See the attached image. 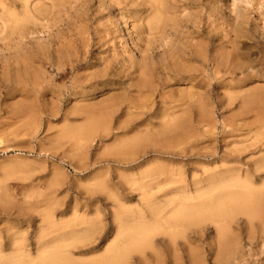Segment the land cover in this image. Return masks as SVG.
Instances as JSON below:
<instances>
[{"label": "rangeland", "instance_id": "obj_1", "mask_svg": "<svg viewBox=\"0 0 264 264\" xmlns=\"http://www.w3.org/2000/svg\"><path fill=\"white\" fill-rule=\"evenodd\" d=\"M141 3L142 0H0V256L4 259L20 249L24 256L35 260L45 246L61 244L57 246L63 248L61 253L68 257L70 264H77L81 258L84 262L89 260L82 261L84 264H92L93 259L94 262L99 258V263L94 264H101L106 250L110 252L113 246L124 241L130 243L135 234L119 230L120 222L124 223L123 212L129 208L136 212L140 208L139 211L148 215L141 184L134 183L132 177L137 178L148 167L154 169L163 164L162 167L167 166V173L161 177L163 180L171 171L181 172V176L176 177L177 184L151 188L150 199L159 203L183 191L201 197V192L195 191L201 189L208 175L219 167L214 163L215 139L223 130V121L232 120L235 128L243 129L236 133L244 136L238 138L241 141L238 147L251 143L244 142L248 127L256 126L250 137L264 134V0H165L160 24L163 35L155 42L156 46L163 47L157 49V53L173 46L174 54L181 56L177 60L178 67L186 63L185 69L192 66L206 76L212 74L214 61L218 60L222 73L217 80L211 76L212 80L207 79L199 86L184 74V78L172 80V85L152 95L151 104L147 94L135 99L137 105L153 106L158 112L140 119L136 131L127 129L131 109L124 103L111 113L106 128H96L98 132L93 130L89 140L86 136L88 141L73 139L74 130L82 135L77 130L82 128L83 131V122L86 123V116L75 110L99 108L111 95L120 94V90L113 86L106 96L98 93L84 101L81 94L68 97L65 88L76 75L99 72L95 66L102 68L103 60L111 58L115 51L126 58L140 57L135 46L141 44L142 50L145 48L147 23L149 25L153 13L146 6V17L137 27L144 35L137 38L136 23L134 27L129 23L141 11ZM120 10L125 11L123 18H120ZM9 12L25 21L18 25L20 30L15 35L7 30L12 24L7 16ZM239 24L247 37L235 38L234 35L241 32L234 31ZM131 28L134 29L131 31ZM234 40L238 43H233ZM85 45L88 46L87 55ZM77 52L93 71L87 68L67 73L66 67L60 71L56 69ZM162 57H156L159 64ZM228 57L235 62L233 74L224 73ZM23 59L33 60L34 69L25 71ZM17 62L21 67L19 71L15 68ZM240 63L246 66L244 73L235 68ZM131 81L123 80L130 89L128 99L138 95L130 87L134 85ZM254 87L258 95L247 97L248 104L228 102L231 96L246 95ZM87 91L91 93V89ZM190 97L193 98L190 100ZM182 102L187 104L182 105ZM167 109L175 111L174 116L177 113L178 117L186 115L187 122L182 129L164 136L161 116ZM74 124L79 126L74 128ZM103 129L108 130L101 132ZM148 129L152 140L122 150L118 147L124 139L129 141L134 135L144 136ZM84 131L87 134V130ZM179 146L183 147L182 151ZM173 147L178 149L171 150ZM262 149L248 156L246 162L264 157V146ZM51 203V208L47 209ZM46 212H50V215L47 213L49 221L52 220L50 224ZM194 218L196 220L187 217L178 224L172 221V227L167 229L164 224L167 234L165 229L163 233L157 231L151 239L152 246L147 244V249L144 245L143 251L133 246L125 264H264L262 222L255 221L251 226L241 217L244 222L240 226L234 224L231 229L238 253L223 260L213 221L204 216ZM66 220L69 221L62 224ZM127 221H131L128 216ZM76 240L84 243L74 242ZM66 241L75 243H71L73 248L65 247Z\"/></svg>", "mask_w": 264, "mask_h": 264}, {"label": "bare ground", "instance_id": "obj_2", "mask_svg": "<svg viewBox=\"0 0 264 264\" xmlns=\"http://www.w3.org/2000/svg\"><path fill=\"white\" fill-rule=\"evenodd\" d=\"M164 4H165V0H142V3L140 5L141 11L139 13L135 14L134 17L130 20V23H129L130 27H134V22L136 23L135 24V33H137V38H139V35H144V32L141 31L142 29L137 30L138 29L137 27L143 23V21L146 17V11H148L150 9L153 12L151 17H150L149 25L147 23L148 30H146V32H145V33H147L146 34L145 48L142 50L141 44L135 46V48L137 49L136 52L138 54H140L139 58H136L134 56H130L129 58H126L122 55L120 56L119 54L115 53L116 52L115 51L111 58L107 57L105 60H103V64H102L103 67L102 68H100L99 65L95 66L97 69H100L99 72L92 73L90 71L91 73L86 74L88 71L87 72L84 71L85 75H83V76L76 75L74 77L73 81L71 82V85L69 87L65 88L66 89L65 92H66L68 97H72L74 95L81 94V95H83L82 97H83L84 101H87L88 97H93L95 95H98V93L99 94L101 93V95L106 96V94L108 92H111L110 87H113V86H115V90L116 89L120 90V94L111 95L110 100H107L105 102V104L101 105L99 108L95 109L93 106V108L86 107L85 109L77 108L75 110V113L84 114L86 116V118L84 120V121H86V123L83 122L84 126H85V127H83V128H85V129H83V131L84 130H87V131L91 130V132L86 131L87 134H85L84 133L85 131L83 132L82 128H78L77 132L81 131V133H83L82 134L83 136L80 134V132L76 133L74 130V134L76 135V136H74V134H73L74 140H76V138H79V139H83V140L85 139L84 141H88L91 134L93 135V133H94L92 131L95 130L96 128H100V127L104 128V126L108 123V120H109V117L111 116V113H114L115 110H118L122 105H124V103H127L129 106V109H131V111H130L131 113H129L130 118H129V125L127 126V129L132 128L133 131H136L137 130L136 124H138V125L140 124V119H142L145 116L151 117V116L157 114L158 112L156 111V109L153 108V106L148 108L147 106H145V104H143V106H140L138 103V105H137V103L135 102L136 101L135 99H138V97L140 98V97H142V95L147 94L148 96L146 98H148L147 99L149 101L148 103H150V99H151L150 97H152V95H155L157 92H159L160 88L169 87L170 85H172L171 84L172 80L178 81V80L184 78V74H186L187 75L186 77L189 78L191 81H193L196 86H199L203 83V81H205L207 79L212 80L211 76L214 80H217L218 75L220 73H222L221 64L218 63V60L214 61V69H213L212 74H207L206 76L202 70H199V69L194 68L192 66H188L185 69L186 63H185V65L182 64L181 65L182 67H178L177 60L180 59L181 56L174 54L175 48H173V46L164 49L162 51V53H159V52L157 53V49H159L160 47H163V45H160V44H159V46H156L155 42H157L160 38H162V35H163L161 32V25L160 24H161L162 19H163L162 15L164 13ZM146 6H148V10H147ZM144 9H146L145 12H144ZM41 10H43V9H41ZM124 12H122V10H120V14H119L120 18H123ZM7 16L10 19L9 23H12V24H10L11 26L8 25L9 29L7 27L6 28L8 31H10L12 34H14V33H16L17 30H20V29H18V25H23L25 21H23V19L21 20V19L16 18L15 15L10 13V12L8 13ZM24 16H26V14ZM0 17L2 18V16H0ZM137 20H138V22H136ZM241 28H242V26L240 24L235 27L234 31H237V33H238V30L241 31V32H239V34L234 35L235 38L247 37V33H244ZM133 29L134 28H131V31ZM7 30L5 29L6 32H8ZM138 31H140V32H138ZM3 33H5V32L3 31ZM234 33H236V32H234ZM11 37H13V35ZM6 38H8V37H6ZM4 41H6V40H4ZM142 42L144 43V40H142L141 43ZM233 43L237 44L238 41L234 40ZM84 49H85V54L87 55L89 53L88 46L85 45ZM79 53L80 52L73 54L74 57L69 58L67 61H65V63L63 65H57L56 69L58 71H60V69L62 67L63 68L66 67V69H65L66 72L71 73V72L77 71V69L81 70V69L89 68L90 66L86 62V59L81 58L82 59L81 60L78 57ZM159 55L163 56L162 62L160 64L156 61V57ZM227 59L228 60H227L226 65L228 66V68H225V70H224V67H223L224 73L226 74L228 72L227 74H233L235 72V71H233L234 70L233 65H235L234 64L235 62H233L229 57ZM171 61L174 64L171 63ZM21 63L23 64L25 71H29V70L34 69L33 60L23 59L21 61ZM171 65L175 66L176 70H173L174 68ZM15 68L17 69V71L21 70L19 62L16 63ZM235 68L239 69L241 71V73H244L246 71V66L242 63L236 64ZM89 69H91L93 71L94 68L93 69L89 68ZM248 70H249V68H248ZM57 75H58V73H57ZM60 75H61L60 77L64 76V74H60ZM198 77H201V79L198 81H195V79ZM125 78L132 80L131 82L134 81V85H131L130 87L132 89H134L136 91V93L138 94L136 96V98L134 96L133 98L130 97L128 99L127 95L130 92V89H127V87L125 86V83H123V80ZM38 81L39 80H37V82ZM245 82H247V81H245ZM36 87H39V86L36 85ZM88 89H91L90 94H89L90 91H87ZM227 93H228V91H227ZM228 94L230 95V92ZM231 94H232V92H231ZM257 95H258V92H257L256 88L254 87V89L250 90L249 93H247L246 95L241 96V94H240L238 96H231L228 99V102L230 104H234L235 101H238L244 105L247 103V97H250V98L253 97L254 98ZM191 98H193V97H190L189 99L191 100ZM94 100L95 99H93L92 101L94 102ZM198 100H199V98H197V101ZM188 102H189V100H188ZM199 102L200 101H198V103ZM185 103L187 104V102H184V103L182 102V105H185ZM83 104H86V103H83ZM88 104H90V103H88ZM146 105H147V103H146ZM148 106H149V104H148ZM202 111H204V110L202 109ZM174 112H170V110L167 109L161 116L162 120H163V123L161 126V131H162L164 136H166L167 134H171L173 131L176 132V131L182 129L183 125H185V123L187 122L186 115L183 114L184 117L183 116L178 117L176 115L179 113L175 114V116H174ZM126 118H127V116H126ZM201 122H204V121H201ZM262 123H264V120ZM234 124L235 123L232 120L231 121L224 120L222 123V128H223L222 132H220V134L217 133L219 137H216V139H215L216 140V152H215L216 154H214L215 155L214 163L219 164V167L216 169V171L214 173L208 175L209 177H207L204 180L205 185L201 189H197L195 191L198 194L201 192V194H200L201 197H194V195H195L194 193H191L189 191H183V193L181 195L174 194L173 196H175V198H172V199L171 198L168 199V197L167 198L165 197L164 201L159 202V203L154 201L153 199H150V197H148L149 196L148 194H149V191L151 190V188L153 189L154 187L160 186L162 184L163 185L164 184L166 185L169 183H171L172 185L177 184L178 181L176 180V177L181 176V172H178L175 174V173H172V171H171L168 178L163 180L161 177L167 170V166L162 167L163 164H161V167L158 166L154 169L152 167L151 168L148 167L149 169L144 171L137 178L132 177V181L134 183L139 182V184H141V188L143 191L142 197H146L145 205H146V209L148 211V215L146 216V215H144V213L139 211L140 208H138L139 210L136 212L133 211V209H131V208H129V209L125 208L126 211H125V213L123 212V215L125 217L124 223L120 222L119 230L120 231L124 230L125 234H127L126 232H128V233L134 232L136 235L134 234L135 237L134 236L132 237V240L130 243L126 244V241H124L122 243H119L117 246H113L114 248H112L110 252H107V250H106L105 256L103 255V257L100 259V263H101V261H103L101 264H125L126 259H128L129 255H130L129 251L133 248V246H134V248L137 247V250L143 251L142 250L143 247L146 246V248H147L148 245H151V239L157 231L161 230L163 233L164 230H162V229H165V227H166V226H163L164 224L167 225V227H166V229H167L169 226L172 227V225H170V222L176 221V223L178 224L180 221H182L181 223H183L184 219H186L187 217H189V218L191 217L190 220H192V219H195L194 217L199 218L201 216H204V217H207L213 221V223L215 224V227L217 229V235H218L217 242H218V247L220 250L219 254L221 256V259L224 260L228 256L233 257L238 253V249L236 248V244H235L236 243V237L234 236L233 233H231V229L233 228V225L236 224L237 226H240L241 223L244 222L241 219V217H244L246 219L247 223L251 226L255 224V221H257L259 223L262 222L261 224L264 225L263 221H262V220H264V157H262L259 160L253 161L252 163L246 162V158L248 156L255 155L258 151L263 150L262 148L264 146V134L263 135L262 134H260V135L254 134V136L250 137L249 135L254 132V128L256 126H253V125L250 126L249 125L250 127L247 126L248 127V129H247L248 135L246 136L247 138L244 142H250L251 141V143L244 144L245 146L242 145L243 147H238L237 145L241 143V141L238 140V138H241V136H243V135H237L236 133L242 131L243 129L242 128H235ZM74 125H75L74 128H76V125H78V124H74ZM74 125H72L71 128H73ZM81 125H83V124H81ZM106 126H105V128H106ZM79 129H81V130H79ZM107 130L103 129V130H101V132L102 131L107 132ZM96 132H98V131H96ZM135 134H136V132H135ZM78 135H80V136L78 137ZM86 136H88V140H87ZM136 136L137 135H134L135 138H132L129 141L125 140V139L121 143L118 141L120 143V145L119 146L117 145V146L121 150L126 149L128 147H131L132 145L138 144V146H140L143 143L148 142L149 140H152V138H153V135H152V133H150L149 129H148L146 134L144 133V136H139V137H136ZM80 137H83V138H80ZM71 139H72V137H71ZM79 139H77V141ZM179 139H180V141H183L182 138H179ZM83 140H81V141L84 143ZM77 141H75V142H77ZM183 142H182V144H184ZM262 142H263V144H262L263 146H258V144L262 143ZM77 143L80 144L79 142H77ZM78 144H76V145H78ZM178 144L180 145V142L177 140V145ZM115 147H116V145H115ZM179 148H180V146H179ZM181 148H183V147H181ZM181 148H180V150L182 151ZM174 149H178V148L173 147L171 150H174ZM209 150H207V151L209 152ZM207 151L205 150V152H207ZM121 157H122V155L120 156V158ZM130 159H131V157H130ZM132 159H133V157H132ZM245 166H247V168H245ZM203 173H205V172H203ZM206 173H207V171H206ZM145 180H147V182ZM127 181H128V179H127ZM143 181L146 183L144 184ZM178 189H180V188H178ZM46 205H48V204L46 203ZM51 205H52V203L49 206H47V209H48V207L51 208L50 207ZM135 210H137V209H135ZM123 211H124V209H123ZM95 212H97V210ZM47 213L48 212H46V214ZM48 214L46 215L47 217L44 215V217H46L48 219H46V218H44V219H46L48 224H50V221L52 223V220L49 221V219H50L49 215L50 214L49 215ZM41 215L43 216V214H41ZM127 216L129 217V219L131 221L126 222ZM51 218H52V215H51ZM95 218H98V217H95ZM41 219H43V217ZM53 220H54V218H53ZM190 220H188V222ZM67 221H69V220H66L65 222L63 221L64 223H62V224H65ZM55 223H56V221H55ZM69 223H67V224H69ZM206 223H208V222H206ZM50 226L52 227L53 224H51ZM61 226H63V225H61ZM198 226H199V224H198ZM67 227H68V225H67ZM66 229H68V228H66ZM166 229L164 231L165 233H166ZM175 237L173 238L171 236V238H173V240L175 239ZM84 238H85V236H84ZM85 239H87V238H85ZM72 241H66V244L64 245V243H63L62 245H64L65 247H68L69 249L73 248L74 245L71 244V243H73ZM79 241H80V239H79ZM79 241L77 242V240H76L74 242H77V243L83 242V241H81V242H79ZM73 244H75V243H73ZM57 245L61 246V244H57ZM57 245L56 246L55 245L45 246L43 249H41L38 252V254L39 253L40 254L38 255V257L35 260L31 257L24 256L23 251L18 249L17 251H14V253H12V257H10V258L4 259V257L0 256V264H68L69 263L68 257L64 256L61 253V250H63V248L62 247L60 248V246L58 247ZM69 246H71V247H69ZM109 246L111 247V245H109ZM45 248H47V249H45ZM149 250H151V249H149ZM94 258H96V256ZM25 259H27L29 261H26ZM73 259L76 262V259L75 258H73ZM83 260L84 259L81 258V260H80L81 262H80L79 259L77 258V261H79V262L78 263L76 262V263L77 264H80V263L84 264L86 262H89V260H87V261L85 260V262ZM93 260H95V259H93ZM93 260H92V264H94L96 262L99 263V260L98 261L96 260L94 262H93ZM87 264H90V263H87Z\"/></svg>", "mask_w": 264, "mask_h": 264}]
</instances>
